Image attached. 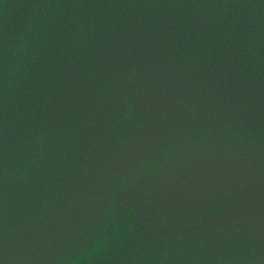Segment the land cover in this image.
Returning a JSON list of instances; mask_svg holds the SVG:
<instances>
[{
	"label": "water",
	"instance_id": "obj_1",
	"mask_svg": "<svg viewBox=\"0 0 264 264\" xmlns=\"http://www.w3.org/2000/svg\"><path fill=\"white\" fill-rule=\"evenodd\" d=\"M0 264H264V0H0Z\"/></svg>",
	"mask_w": 264,
	"mask_h": 264
}]
</instances>
